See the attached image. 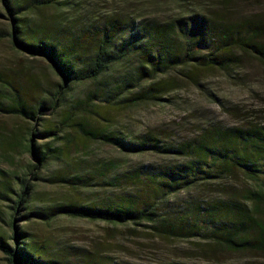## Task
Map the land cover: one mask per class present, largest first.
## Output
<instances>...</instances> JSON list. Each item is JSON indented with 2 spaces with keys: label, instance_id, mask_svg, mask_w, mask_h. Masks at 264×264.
<instances>
[{
  "label": "trees",
  "instance_id": "1",
  "mask_svg": "<svg viewBox=\"0 0 264 264\" xmlns=\"http://www.w3.org/2000/svg\"><path fill=\"white\" fill-rule=\"evenodd\" d=\"M79 1L2 0L13 24L10 32H0V38H11L19 53L46 59L60 84L52 93L41 92L33 81L25 85L14 73L0 71V115L31 121L39 120L44 110L61 109L62 117L54 127L30 131L26 151L44 167L59 163V169L45 179L47 183L77 192L98 189L114 194L77 197L29 214L47 221L66 216L103 222L112 229L144 222L161 238H199L232 251L264 253V109L251 110L231 126L206 122L185 138L158 128L123 138L86 121L92 115L107 122L105 115L117 104L132 107L161 100L174 88L168 80L171 75L201 87L202 73L221 71L229 76L244 55L264 67V19L201 8L184 17L138 21L100 14ZM37 7L65 11L68 24L41 31L14 17ZM116 71L123 73L122 81L111 91L106 77ZM77 84H87L85 96L67 108L68 92ZM99 99L104 106L95 104ZM222 107L231 116L240 109ZM44 135L60 144L37 145L33 137ZM79 141L102 142L127 155L154 153L164 159L136 166L116 159L69 164ZM31 166L37 170L36 164ZM31 175L36 173L31 170ZM16 177L19 189L8 223L12 236L0 234V251L9 264H50L34 245L33 236L20 231L16 223L20 213L30 209L33 191L28 179ZM239 180L241 185L234 183ZM183 192L195 194L183 203L175 202Z\"/></svg>",
  "mask_w": 264,
  "mask_h": 264
},
{
  "label": "rangeland",
  "instance_id": "2",
  "mask_svg": "<svg viewBox=\"0 0 264 264\" xmlns=\"http://www.w3.org/2000/svg\"><path fill=\"white\" fill-rule=\"evenodd\" d=\"M29 1V0H27ZM79 5L99 9L100 14H119L131 19H169L187 16L197 9L223 10L227 16L245 15L264 19V0H80ZM16 18H22L31 28L49 31L67 25L69 17L65 11L54 8H31ZM64 17V18H63ZM12 20L0 0V32L11 31ZM16 24V23H15ZM17 25V24H16ZM117 69V68H116ZM0 71L14 73L26 85L37 84L39 90L52 93L60 84L59 77L43 57H29L19 53L11 45V38H0ZM122 72V71H121ZM118 71L106 77L109 90H114L122 81ZM174 88L159 101L123 106L117 104L101 118L87 115L91 127H104L123 138H134L146 131L158 128L170 130L178 138L191 137L199 126L206 122L231 126L237 118L244 117L253 109H264V67L251 56H243L240 66L228 75L221 71L204 72L200 75L201 87L174 75L168 77ZM87 84L72 86L67 95V108L85 96ZM112 94V93H111ZM124 93L122 96H126ZM111 96V95H110ZM106 98V97H105ZM111 100V99H109ZM95 104L104 106L101 99ZM238 106L235 116L222 107ZM39 120L25 121L17 117L0 115V234L9 238L12 230L8 226L13 200L18 193L17 177H25L33 191L29 199L30 209L20 213L17 225L20 231L33 236L34 245L43 251V258L50 264H86L98 260L106 264H264V253L251 250L232 251L199 238H161L146 225L128 224L112 229L103 222H92L80 218L58 216L50 221L42 220L31 211L78 199L111 196V191H74L61 184L45 181L59 163L51 162L45 167L33 161L25 149L30 131L40 133L59 122L62 111L44 110ZM69 133L73 134L71 130ZM75 134V133H74ZM37 145L60 142L48 136L33 137ZM116 159L128 166L161 162L164 158L154 153L127 155L120 149L102 142L79 141L67 160L69 164H83L96 160ZM31 164L37 165L35 171ZM32 172L36 176L31 175ZM237 185L242 182L235 181ZM194 192L181 193L175 202H184ZM194 197V196H193ZM185 204V203H184ZM13 245V241L9 240ZM0 264H9L0 251Z\"/></svg>",
  "mask_w": 264,
  "mask_h": 264
}]
</instances>
